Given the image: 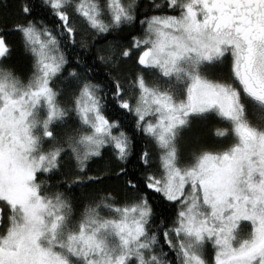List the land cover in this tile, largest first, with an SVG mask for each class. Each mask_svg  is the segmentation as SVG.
<instances>
[{
    "label": "snow or ice",
    "instance_id": "obj_1",
    "mask_svg": "<svg viewBox=\"0 0 264 264\" xmlns=\"http://www.w3.org/2000/svg\"><path fill=\"white\" fill-rule=\"evenodd\" d=\"M0 264H264V0H0Z\"/></svg>",
    "mask_w": 264,
    "mask_h": 264
},
{
    "label": "trees",
    "instance_id": "obj_2",
    "mask_svg": "<svg viewBox=\"0 0 264 264\" xmlns=\"http://www.w3.org/2000/svg\"><path fill=\"white\" fill-rule=\"evenodd\" d=\"M100 76H102V73H97V78H100ZM125 123L127 124L128 122L125 121ZM211 131H214V130H210ZM137 144L140 145V146H143V147H148V148H152V145H151V142L146 140V139H143L142 137H137ZM133 162H135V158L133 160ZM157 163L159 162L158 160L156 161ZM118 182L115 180V179H108L104 182V185L103 186H113V185H116Z\"/></svg>",
    "mask_w": 264,
    "mask_h": 264
}]
</instances>
